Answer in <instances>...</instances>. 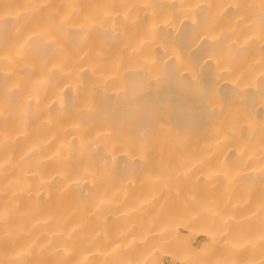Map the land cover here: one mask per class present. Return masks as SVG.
I'll return each mask as SVG.
<instances>
[{"label": "bare ground", "instance_id": "1", "mask_svg": "<svg viewBox=\"0 0 264 264\" xmlns=\"http://www.w3.org/2000/svg\"><path fill=\"white\" fill-rule=\"evenodd\" d=\"M261 4L0 0V264H264Z\"/></svg>", "mask_w": 264, "mask_h": 264}, {"label": "rangeland", "instance_id": "2", "mask_svg": "<svg viewBox=\"0 0 264 264\" xmlns=\"http://www.w3.org/2000/svg\"><path fill=\"white\" fill-rule=\"evenodd\" d=\"M121 193L122 192H120L119 194H121ZM144 210L146 212L148 210V208H144ZM116 215H118V214H116ZM150 216H148V214H146V213H136L135 214V217L137 219L144 220V221H152L153 219H151ZM112 218H113V216L107 217V219H106L107 222L105 224H103V226L100 228V233L99 234L97 233L99 236H103L105 238L109 237V236H107V233L105 231L107 229L111 230L110 224H111ZM122 237H124V235H121L120 238H122ZM196 241L199 243L200 246L201 245L203 246L204 244H208L209 243V242H207V241H209L208 239L206 241V238H200V237H197L196 238ZM169 263H171V264H180V262H179L178 259H174V260L173 259H170Z\"/></svg>", "mask_w": 264, "mask_h": 264}, {"label": "snow or ice", "instance_id": "3", "mask_svg": "<svg viewBox=\"0 0 264 264\" xmlns=\"http://www.w3.org/2000/svg\"><path fill=\"white\" fill-rule=\"evenodd\" d=\"M209 7H211V6H209ZM247 7L248 8H251L252 5H248ZM261 9H262L261 14H260V20H261V39L264 40V0H262ZM238 19H239V21L242 22L244 20V16L241 15V16H239ZM177 59H179V57H177ZM261 76L264 77V72L261 73ZM192 78H193V80L196 79V77L194 75V70H193ZM262 206H264V205H262Z\"/></svg>", "mask_w": 264, "mask_h": 264}]
</instances>
